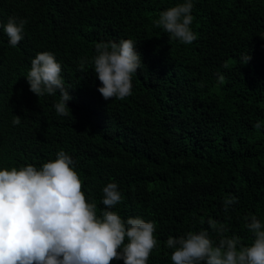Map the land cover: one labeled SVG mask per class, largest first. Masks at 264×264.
<instances>
[{"label":"trees","instance_id":"obj_1","mask_svg":"<svg viewBox=\"0 0 264 264\" xmlns=\"http://www.w3.org/2000/svg\"><path fill=\"white\" fill-rule=\"evenodd\" d=\"M182 2L0 0V25L27 20L16 47L0 26V169L39 168L63 150L98 216L103 187L117 183L122 201L111 210L155 222L147 264H172L169 236L203 229L217 241L210 219L243 246L254 239L245 218L264 223V0H193L191 44L154 25ZM121 39L136 44L142 64L130 96L105 100L95 44ZM43 51L55 55L70 88L67 116L54 107L59 91L29 90L31 60ZM228 196L237 202L225 211Z\"/></svg>","mask_w":264,"mask_h":264},{"label":"clouds","instance_id":"obj_2","mask_svg":"<svg viewBox=\"0 0 264 264\" xmlns=\"http://www.w3.org/2000/svg\"><path fill=\"white\" fill-rule=\"evenodd\" d=\"M193 0H183L159 13L154 25L170 38L191 44L197 36L191 29ZM27 20L9 17L0 25L8 42L16 47L24 38ZM93 70L101 83L99 93L105 100H123L132 94V75L141 66L140 54L131 39L95 44ZM251 56L245 55L241 63ZM84 61L78 71L84 72ZM61 64L49 51L38 52L31 60L25 77L29 90L38 97L59 91L56 112L67 116L71 99L61 77ZM220 83L225 77L217 73ZM203 86V85H201ZM21 122L15 116L13 124ZM254 128L259 130L261 122ZM74 161L63 150L37 168L33 164L0 169V264H147L157 246L156 225L141 217L124 219L115 206L122 195L117 183L103 187L104 209L97 215L95 203L87 201L83 182ZM237 202L235 196L224 200V209ZM245 227L253 234L250 246H243L238 236L228 237L227 229L209 220L219 239L212 240L207 230L188 231L179 237L169 236L172 264H264V223L251 215Z\"/></svg>","mask_w":264,"mask_h":264}]
</instances>
